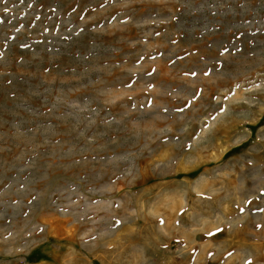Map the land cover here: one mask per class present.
Returning <instances> with one entry per match:
<instances>
[{
	"label": "rangeland",
	"instance_id": "rangeland-1",
	"mask_svg": "<svg viewBox=\"0 0 264 264\" xmlns=\"http://www.w3.org/2000/svg\"><path fill=\"white\" fill-rule=\"evenodd\" d=\"M0 264H264V0H0Z\"/></svg>",
	"mask_w": 264,
	"mask_h": 264
}]
</instances>
